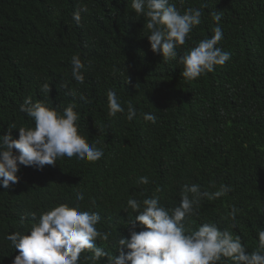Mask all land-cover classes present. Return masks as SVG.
I'll list each match as a JSON object with an SVG mask.
<instances>
[{"label":"trees","instance_id":"16d2710c","mask_svg":"<svg viewBox=\"0 0 264 264\" xmlns=\"http://www.w3.org/2000/svg\"><path fill=\"white\" fill-rule=\"evenodd\" d=\"M170 3L181 13L188 7L202 12L178 57L211 37L217 12L224 33L217 47L230 60L186 80L178 60L165 62L151 51L147 17L135 15L131 0H0V134L15 125L11 134L18 138L17 128L34 126L20 111L31 97L60 112L75 104L79 133L103 150L95 162L73 156L42 169L21 166L18 183L0 187V264L18 254L7 235L26 234L41 213L59 204L98 212V229L110 235L97 246L118 255L117 240L130 236L128 220L135 215L127 200L156 194L171 209L185 184L209 193L231 186L224 196L202 198L186 228L215 223L239 235L246 251L256 248L264 228V0ZM81 7L87 12L76 25L72 13ZM74 54L85 65L83 83L71 75ZM44 83L50 84L48 98L40 90ZM109 90L125 108L115 117L108 115ZM128 102L137 109L132 121L126 119ZM142 113L154 114L156 122ZM141 176L149 183L139 184ZM78 191L84 200L75 199ZM232 206L239 209L235 220L228 217ZM141 228L137 222L135 230ZM88 255L81 254L80 264H88Z\"/></svg>","mask_w":264,"mask_h":264},{"label":"clouds","instance_id":"9594fccd","mask_svg":"<svg viewBox=\"0 0 264 264\" xmlns=\"http://www.w3.org/2000/svg\"><path fill=\"white\" fill-rule=\"evenodd\" d=\"M131 9L137 17H147L151 51L159 53L165 62L178 60L183 66L181 76L186 80H195L213 71L214 66L230 60V53L217 47L224 35L221 16L217 12L212 13L216 26L211 37L199 41L178 57L177 49L186 43L193 27L201 23V10L188 7L181 13L170 0H131ZM81 12H87V8L81 7L72 13L76 25L81 22ZM71 62L72 77L83 83L84 63L76 54ZM40 90L48 98L50 84L44 83ZM107 104L111 117L125 112L113 90L107 92ZM74 108L75 104H69L60 112L41 101L33 102L31 97L24 99L20 111L32 118L34 126L17 128L18 138L11 134L15 125L0 134V187L8 189L18 183L17 173L21 166L42 169L45 165H55L61 157L75 156L95 162L103 156L101 148L89 144L79 133L80 115ZM136 115L137 109L128 102L126 119L132 121ZM142 116L151 123L157 119L154 114L142 113ZM138 183L148 184L149 178L141 176ZM211 186L215 187L214 184ZM161 191L156 189L157 193ZM229 191L231 186L226 184L211 193L202 191L198 184H185L180 191L179 204L171 209L164 207L161 197L156 194L142 202L129 198L127 206L135 215L128 220L132 225L130 236H120L117 240L118 255L97 246V239L106 242L110 235L98 229L101 220L98 212L59 204L41 213L26 234L7 235L6 239L18 250L11 264H80L84 252L90 253L85 256L88 264H101L103 257H106L103 264H225L226 259L232 264H264V228L257 232L258 243L251 252L246 251L239 235L234 236L232 231L221 229L215 223H203L194 230L186 228V219L198 214L202 198H219ZM84 198V191L76 193L77 201ZM238 212L239 209L232 206L228 217L235 220ZM137 222L142 226L140 231L135 230Z\"/></svg>","mask_w":264,"mask_h":264}]
</instances>
